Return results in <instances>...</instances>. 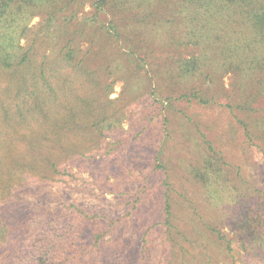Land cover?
<instances>
[{
  "label": "trees",
  "instance_id": "1",
  "mask_svg": "<svg viewBox=\"0 0 264 264\" xmlns=\"http://www.w3.org/2000/svg\"><path fill=\"white\" fill-rule=\"evenodd\" d=\"M139 100L146 110L125 125L124 107ZM192 100L227 106L264 155V0H0V264H167L148 238L178 233L159 131L171 115L196 131L177 105ZM198 138L184 176L221 205L233 237L195 209L193 235L223 241L229 255L237 240L242 264H264V189ZM138 155L162 175L154 203L148 175L132 194L140 246L120 219L57 199L53 183L74 168L113 187ZM180 249L175 264H192Z\"/></svg>",
  "mask_w": 264,
  "mask_h": 264
},
{
  "label": "rangeland",
  "instance_id": "2",
  "mask_svg": "<svg viewBox=\"0 0 264 264\" xmlns=\"http://www.w3.org/2000/svg\"><path fill=\"white\" fill-rule=\"evenodd\" d=\"M89 4H85L84 11L89 8ZM40 16H34L29 24V34L38 27ZM26 38L22 39L25 43ZM225 85L228 86V76L224 78ZM121 82L113 84L110 98L115 99L121 90ZM221 103L224 101L220 100ZM123 103L117 101L116 106H121ZM178 108L185 111L188 117L197 121L196 131H193L191 124L189 127L183 126L184 117L175 120L171 115L172 123L166 131H159V135L164 140L162 150V160L165 162L166 174L168 176L167 189L170 194L173 222L177 226L178 233L174 243L166 241L165 231L150 230V237H154L156 245V253H161L162 259L167 264L179 263L181 259V249L183 247L187 251V257L192 264L195 262L205 263L207 255H211L213 264H242L238 259L240 252L239 241L231 242V255L225 248L223 241H217L214 238H207L203 245L200 242L198 235H193L192 215L193 210H197L203 216V219L211 222L216 227L228 233L229 237H233L227 226L226 214L218 202L212 201L205 189L190 182L184 176V171L189 162L199 159V149L197 143H200L199 136L204 134L206 139L212 140L217 148L221 149L224 157L230 162L235 169L239 168L244 178L250 180L256 186L264 189V155L261 151L251 146L245 135L243 128L234 119L233 114L227 106L213 103L202 105L196 101H184L177 103ZM147 105L142 100L132 103L123 109L124 124L128 121L136 120L139 112ZM130 114L128 117L127 115ZM244 117V115H241ZM191 135L196 138L192 139ZM135 158V163L130 169L116 176H110V182H114V186H105L104 188L97 187L96 182L87 172L80 171L74 168L72 172L74 177L65 176L66 182L59 181L53 183V189L59 194L60 201L64 203H75L87 211H97L100 214H105L113 219H120L116 229H120L124 237L132 238L137 246H140V234L138 220L135 213L136 207L133 206V192L138 187L143 186V175H148L145 186L147 192L150 193L146 200H150L162 185V175L159 172H153L151 165L147 164L146 159L140 155ZM141 175V176H140ZM98 182V181H97ZM108 188L110 190H108ZM54 204V201H50ZM162 217V214H160ZM154 221L146 223L144 229ZM192 238L196 239L193 240ZM216 240V242H215ZM234 255V258L232 257Z\"/></svg>",
  "mask_w": 264,
  "mask_h": 264
}]
</instances>
